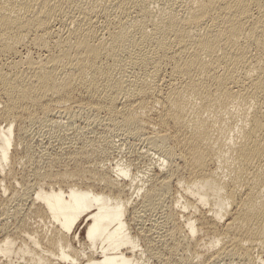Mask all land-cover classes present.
Returning <instances> with one entry per match:
<instances>
[{"label": "bare ground", "instance_id": "bare-ground-1", "mask_svg": "<svg viewBox=\"0 0 264 264\" xmlns=\"http://www.w3.org/2000/svg\"><path fill=\"white\" fill-rule=\"evenodd\" d=\"M0 206V264H264V0H0Z\"/></svg>", "mask_w": 264, "mask_h": 264}, {"label": "rangeland", "instance_id": "rangeland-1", "mask_svg": "<svg viewBox=\"0 0 264 264\" xmlns=\"http://www.w3.org/2000/svg\"><path fill=\"white\" fill-rule=\"evenodd\" d=\"M61 124H63V122L61 121L60 122ZM57 131H58V129L56 130L55 129V133H57ZM105 134V133H104ZM113 135H115V136H113ZM105 137H106V139H108L109 140V142H110V145H111V151H112V153L113 154H111V158H110V160H109V163H111V164H123V165H125V164H127V163H131V162H133V163H135L134 165H135V167H137L136 169L137 170H133V173H136V174H138V176H141V173H139V171L140 172H142V171H147L149 168H150V166L152 165L151 163H154V161L152 160L153 159V157H152V155H151V153L150 152H146V150H142V148L138 145V143L136 142V141H131V142H128V143H126V145H123V146H121V145H119L120 144V141H119V138H117V135L115 134V133H113V132H111V133H108V132H106V134H105ZM115 141V142H114ZM136 143V144H135ZM47 144H50V146H51V149L53 148V149H57V147H58V143L57 142H53V143H47V142H45V141H43V143L41 144V147L44 149V147H43V145L45 146V147H47ZM115 144V145H114ZM129 144V145H128ZM135 144V145H134ZM52 145H53V147H52ZM133 145V146H132ZM49 146V147H50ZM120 147V152H118L117 151V149L116 148H119ZM127 146V148H125V147ZM135 146V147H134ZM114 147V148H113ZM116 147V148H115ZM122 147H124V148H122ZM122 148V149H121ZM114 150V151H113ZM128 150V151H127ZM130 150V151H129ZM53 151V150H52ZM110 151V152H111ZM133 151V152H132ZM135 151V152H134ZM140 151V152H139ZM130 152V153H129ZM133 154H132V153ZM122 153V154H121ZM124 153V154H123ZM121 154V155H120ZM127 154V155H126ZM132 154V155H131ZM148 154H150V155H148ZM148 155V156H147ZM135 156V157H134ZM115 158V159H114ZM130 159H132L133 161H131ZM128 162H127V161ZM153 161V162H152ZM151 164V165H150ZM139 170V171H138ZM21 206V205H20ZM19 206V207H20ZM12 206H9V209L8 208H2L1 206H0V209H4V211L3 212H5V213H3V212H1L0 211V213H3V215H10V213H11V211H12V208H11ZM24 206H21L20 207V209L21 208H23ZM11 208V209H10ZM7 209V210H6ZM6 210V211H5ZM23 211L25 210V207L22 209ZM8 213V214H7ZM2 215V214H1ZM3 215H2V217H3ZM12 221V220H11ZM11 221H8L7 223H11ZM17 241L19 242V239H17ZM17 241H15L16 243H17ZM18 244V243H17Z\"/></svg>", "mask_w": 264, "mask_h": 264}]
</instances>
